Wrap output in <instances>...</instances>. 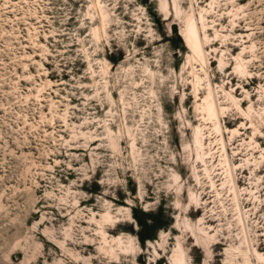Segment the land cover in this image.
Wrapping results in <instances>:
<instances>
[{"label": "rangeland", "instance_id": "obj_1", "mask_svg": "<svg viewBox=\"0 0 264 264\" xmlns=\"http://www.w3.org/2000/svg\"><path fill=\"white\" fill-rule=\"evenodd\" d=\"M177 263L264 264V0H0V264Z\"/></svg>", "mask_w": 264, "mask_h": 264}, {"label": "bare ground", "instance_id": "obj_2", "mask_svg": "<svg viewBox=\"0 0 264 264\" xmlns=\"http://www.w3.org/2000/svg\"><path fill=\"white\" fill-rule=\"evenodd\" d=\"M183 35H184L185 41L188 43V45H190V46H192L194 48L199 47L200 44H199L198 32H197L196 26L193 23L188 25V27L185 30V32H183ZM116 240L120 241V237L119 236L116 237ZM178 263H180V262H178Z\"/></svg>", "mask_w": 264, "mask_h": 264}]
</instances>
